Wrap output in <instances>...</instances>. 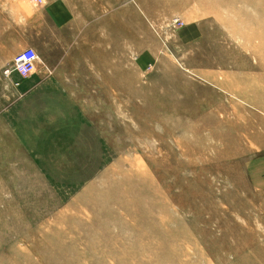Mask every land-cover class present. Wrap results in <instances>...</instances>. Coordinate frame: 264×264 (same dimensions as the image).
Returning a JSON list of instances; mask_svg holds the SVG:
<instances>
[{
	"label": "rangeland",
	"instance_id": "374dc122",
	"mask_svg": "<svg viewBox=\"0 0 264 264\" xmlns=\"http://www.w3.org/2000/svg\"><path fill=\"white\" fill-rule=\"evenodd\" d=\"M0 264H264V0H0Z\"/></svg>",
	"mask_w": 264,
	"mask_h": 264
},
{
	"label": "built area",
	"instance_id": "2783aa9c",
	"mask_svg": "<svg viewBox=\"0 0 264 264\" xmlns=\"http://www.w3.org/2000/svg\"><path fill=\"white\" fill-rule=\"evenodd\" d=\"M42 2V0H35ZM40 60V55L37 54L33 48H26L23 52L16 55L12 61V65L4 71L5 79L11 81L16 85L13 80V74H18L22 79L28 78L36 71V66ZM17 86V85H16Z\"/></svg>",
	"mask_w": 264,
	"mask_h": 264
},
{
	"label": "crops",
	"instance_id": "0c3cea01",
	"mask_svg": "<svg viewBox=\"0 0 264 264\" xmlns=\"http://www.w3.org/2000/svg\"><path fill=\"white\" fill-rule=\"evenodd\" d=\"M46 29H47L46 33H50L48 31V29H50L49 27H41V30H43V31ZM47 39H48V41L50 40L49 37ZM12 80L14 83H17V85H18V83H20L19 87H23L24 90L25 89L29 90V89H32V87H33L27 80L24 81L18 74H13Z\"/></svg>",
	"mask_w": 264,
	"mask_h": 264
}]
</instances>
